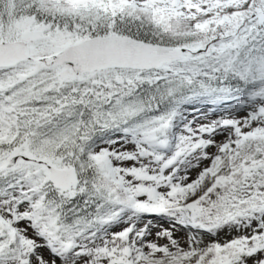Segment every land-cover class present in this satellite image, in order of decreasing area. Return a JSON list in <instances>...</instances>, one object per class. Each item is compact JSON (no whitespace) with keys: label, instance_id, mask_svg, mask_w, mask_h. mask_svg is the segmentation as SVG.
Returning <instances> with one entry per match:
<instances>
[{"label":"snow or ice","instance_id":"1","mask_svg":"<svg viewBox=\"0 0 264 264\" xmlns=\"http://www.w3.org/2000/svg\"><path fill=\"white\" fill-rule=\"evenodd\" d=\"M57 261L264 264V0H0V264Z\"/></svg>","mask_w":264,"mask_h":264},{"label":"rangeland","instance_id":"2","mask_svg":"<svg viewBox=\"0 0 264 264\" xmlns=\"http://www.w3.org/2000/svg\"><path fill=\"white\" fill-rule=\"evenodd\" d=\"M203 111L207 112L208 109L205 108L203 109ZM219 114V113H217ZM193 115H197L195 113H193L192 115H189L188 116V119L191 120L193 119ZM212 118V117H210ZM198 123H204L206 122L205 120H203L202 118L200 120L197 121ZM196 124H193V127H195ZM217 140H221L223 139V137H220L218 136L216 138ZM213 151L215 149H212ZM196 172L197 170H193L191 175L192 177L194 178L195 175H196ZM148 221H151L152 223L149 225V230H150V235L148 236V240H154L158 243H167V240L166 238H163V237H157L156 236V233L158 231H162L164 229H172V223L170 221H168L166 218H162V217H159V216H146L144 218V222L143 223H147ZM143 223H141L140 225H138L139 227H143ZM186 232L187 230L186 229H183L181 228L180 226H176L175 230H174V237L177 238L178 240H181L183 241L184 238H185V235H186ZM31 235V232L29 233ZM227 233L225 232H222L219 236L220 239H224L226 237ZM232 235H235V233H232ZM206 239H210V237H206ZM39 251L43 254L44 258L51 261L53 259H55V257L52 256V254L48 251L47 248H41L39 249ZM57 264H59V261H57Z\"/></svg>","mask_w":264,"mask_h":264}]
</instances>
